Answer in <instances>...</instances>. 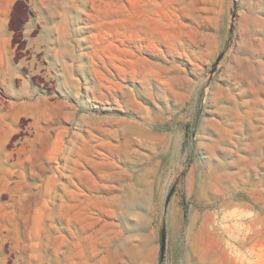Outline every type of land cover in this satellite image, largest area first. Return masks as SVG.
<instances>
[{
  "label": "rangeland",
  "instance_id": "obj_1",
  "mask_svg": "<svg viewBox=\"0 0 264 264\" xmlns=\"http://www.w3.org/2000/svg\"><path fill=\"white\" fill-rule=\"evenodd\" d=\"M87 6L54 119L1 130L0 264H264V0Z\"/></svg>",
  "mask_w": 264,
  "mask_h": 264
},
{
  "label": "crops",
  "instance_id": "obj_2",
  "mask_svg": "<svg viewBox=\"0 0 264 264\" xmlns=\"http://www.w3.org/2000/svg\"><path fill=\"white\" fill-rule=\"evenodd\" d=\"M88 2L0 0V133L26 119L43 121L36 126L54 119L55 63L65 71L76 56L85 59L92 29L101 23L97 8L92 12Z\"/></svg>",
  "mask_w": 264,
  "mask_h": 264
},
{
  "label": "water",
  "instance_id": "obj_3",
  "mask_svg": "<svg viewBox=\"0 0 264 264\" xmlns=\"http://www.w3.org/2000/svg\"><path fill=\"white\" fill-rule=\"evenodd\" d=\"M170 197L168 198V202H169ZM161 241H162V245H161V254H162V258L163 255L165 253V249H166V233L165 230L162 231V236H161Z\"/></svg>",
  "mask_w": 264,
  "mask_h": 264
}]
</instances>
